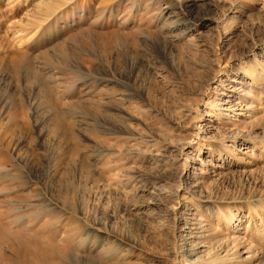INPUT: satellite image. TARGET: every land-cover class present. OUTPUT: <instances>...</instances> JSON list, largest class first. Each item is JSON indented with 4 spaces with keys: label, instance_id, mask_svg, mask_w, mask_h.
<instances>
[{
    "label": "rangeland",
    "instance_id": "obj_1",
    "mask_svg": "<svg viewBox=\"0 0 264 264\" xmlns=\"http://www.w3.org/2000/svg\"><path fill=\"white\" fill-rule=\"evenodd\" d=\"M0 264H264V0H0Z\"/></svg>",
    "mask_w": 264,
    "mask_h": 264
},
{
    "label": "bare ground",
    "instance_id": "obj_2",
    "mask_svg": "<svg viewBox=\"0 0 264 264\" xmlns=\"http://www.w3.org/2000/svg\"><path fill=\"white\" fill-rule=\"evenodd\" d=\"M181 23V22H180Z\"/></svg>",
    "mask_w": 264,
    "mask_h": 264
}]
</instances>
